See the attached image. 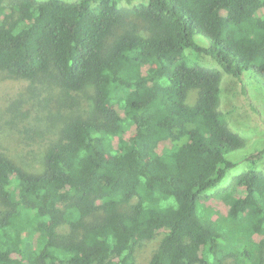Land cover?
Segmentation results:
<instances>
[{"label":"trees","instance_id":"1","mask_svg":"<svg viewBox=\"0 0 264 264\" xmlns=\"http://www.w3.org/2000/svg\"><path fill=\"white\" fill-rule=\"evenodd\" d=\"M133 1L0 0V72L92 91L43 170L0 154V264H136L158 234L149 264H264L263 151L222 197L224 216L202 206L244 147L206 62L264 80V0H146L126 23L120 4Z\"/></svg>","mask_w":264,"mask_h":264},{"label":"rangeland","instance_id":"2","mask_svg":"<svg viewBox=\"0 0 264 264\" xmlns=\"http://www.w3.org/2000/svg\"><path fill=\"white\" fill-rule=\"evenodd\" d=\"M145 1L120 4L128 19L126 23L131 21L132 8ZM17 2L19 0H5V6L10 7ZM133 23L138 24L134 19ZM196 41L206 46L198 36ZM206 64L217 69L222 77L219 112L228 128L244 141L243 148L226 156L236 166L216 189L208 192L207 200L202 202L206 210L213 212L212 219L216 220L228 212V204L222 201V197L233 192L241 175L248 171L246 159L260 151L263 154L257 161L256 171L264 176V80L252 71H245L240 79H236L224 74L214 63L207 61ZM90 91L66 94L53 80L40 77L25 81L0 72V154L28 172L43 170L45 152L59 138L63 123L91 113ZM196 98L197 91H190L187 103L193 105ZM3 210L0 203V214ZM202 212L199 204L197 213L201 218ZM162 236L158 234L153 240L137 246L136 264H149ZM233 261L228 258L224 264H234Z\"/></svg>","mask_w":264,"mask_h":264}]
</instances>
